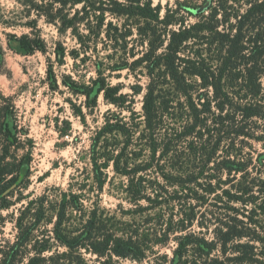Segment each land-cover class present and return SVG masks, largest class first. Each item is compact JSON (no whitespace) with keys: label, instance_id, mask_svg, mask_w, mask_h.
<instances>
[{"label":"trees","instance_id":"1","mask_svg":"<svg viewBox=\"0 0 264 264\" xmlns=\"http://www.w3.org/2000/svg\"><path fill=\"white\" fill-rule=\"evenodd\" d=\"M161 10L153 0H15L10 17H0L31 29L20 37L12 34L11 45L26 54L46 51L38 28L41 19L61 36L70 33L78 43L68 53L77 78L65 74L62 84L87 99L102 93L106 101L131 113L106 112L90 138L91 164L100 190L108 182L110 166L127 177V194L135 207L120 213L96 204L76 227L70 212L81 215L84 204L77 194L63 192L53 232L70 251L31 264H91L77 252L83 247L98 258L141 260L149 241L172 236L177 246L171 264H264V151H256L253 144L264 146V0H177L164 14ZM189 16L197 21L188 23ZM100 43L113 50L108 56L116 61L92 57ZM55 55L59 64L65 61L61 42ZM88 63L96 76L85 84L79 78L86 76ZM81 65L87 66L85 72ZM139 65L148 83L145 88L132 86L135 93L145 91L142 110L136 111L126 106L132 102L130 95L107 77ZM54 66L50 60L46 79L60 90ZM15 119L13 97L0 92V208L10 205L9 197L27 185L30 175L34 142ZM21 149L27 151L19 153ZM157 188H182L202 204L182 205L178 212L159 208L152 204L163 197ZM183 191L175 194L178 200ZM47 199L40 198L36 224L45 216ZM142 199L150 205H141ZM125 214L129 220L122 219ZM197 220L207 231L212 229L211 237L193 230ZM27 240L20 236L3 264H16Z\"/></svg>","mask_w":264,"mask_h":264},{"label":"rangeland","instance_id":"2","mask_svg":"<svg viewBox=\"0 0 264 264\" xmlns=\"http://www.w3.org/2000/svg\"><path fill=\"white\" fill-rule=\"evenodd\" d=\"M176 1L153 0L155 5L162 6L161 14L165 13L167 6H175ZM204 1L190 0L194 4H201ZM14 6L15 0H0V17L7 16L6 18H9L10 11ZM196 21V17L189 16L187 22L194 23ZM38 24L39 33L46 41V51L36 50L33 54H26L11 45L12 34L20 37L31 33V29L24 25L12 26L0 21V92L5 96L13 97L17 114L16 123L28 131V136L34 142V145L31 146L32 157L27 185L16 190L15 194L9 197L11 203L8 207L0 208V264H3L11 245L16 243L20 236H27L28 240L19 249L16 264H31V261L36 262V259L40 261L46 255L63 254L70 251L67 246L55 238L53 232L56 220L55 210L63 192L77 194L84 204V214L80 215L78 210L70 212L73 217L71 222L76 227L80 225L79 218H87V213L96 204L106 210L119 211L120 213L122 209L135 207L127 194L129 190L127 177L116 173L110 166L106 169L109 175L108 182L100 190L95 183L91 164L90 138L93 130L103 124L106 112L108 110L121 111L125 116H129L131 113L127 107L121 110L112 102L106 101L102 93L95 99L93 96L96 92H94L91 98L87 99L85 95L77 96L68 91L61 79L65 74H72L77 78V73L74 70L75 61L68 54L69 50L78 46L77 40L70 33L59 35L57 29L43 19L39 20ZM59 42L66 48L65 61L62 64L56 61L55 55V48ZM96 51H98L97 55L91 54L93 58L100 56L108 63L116 61L114 55L108 56L113 50L105 49L102 43L98 45ZM50 60L55 64L54 71L61 84L60 90L52 89L46 79V69ZM87 66L81 65V70L84 71L86 67L88 69L86 76L84 74L79 79L85 84H90V76H96V72L91 63H88ZM133 68V70L126 68L113 71L107 80L114 86L121 85L120 92L130 95L129 100L132 102H127L126 106H132L136 111H141L145 91L135 93L132 86L140 84L145 88L148 76L142 66ZM109 72L108 70L107 73ZM88 101L90 102L89 106L87 105ZM73 103L76 105L75 107L72 105ZM253 144L256 151H264L261 142L253 141ZM28 148L30 149V147ZM248 149L249 147L246 150ZM24 150L27 151V149ZM24 150L21 149L19 153H23ZM254 155L257 158V152H254ZM256 163H259L258 160ZM157 189L156 192L163 196L159 200H156L152 190L149 194L155 198V202L152 204H157L159 208L170 207L178 212L182 205L189 208L202 204L201 200L187 194L182 188ZM193 189L197 191L196 188ZM182 191L183 199L178 200L175 194ZM198 191L200 194H205L200 188ZM43 195L48 196L45 201L47 203V205L45 203V216L36 224V208ZM212 202H215V199ZM150 203L146 199L140 201L143 206L150 205ZM119 217H121L120 214ZM177 217L178 215L175 218ZM123 218L129 220L130 216L125 214L124 217L122 216ZM19 219H22L21 232L18 226ZM260 219L261 224L264 225V215H261ZM198 220L200 219L198 218ZM198 220L194 223L193 230L204 232L208 237H211L212 229L207 231L198 224ZM260 231L264 233V229ZM162 240L149 241L145 257L141 260L116 256L112 260L98 258L97 254L84 247L77 252L81 253L91 264H105L106 259L109 261L108 264H171V259L174 256L173 250L176 248L177 242L173 236L166 241ZM216 253L219 254L218 251Z\"/></svg>","mask_w":264,"mask_h":264}]
</instances>
